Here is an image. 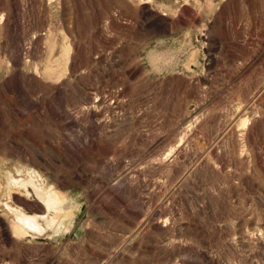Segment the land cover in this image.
<instances>
[{
	"label": "rangeland",
	"instance_id": "rangeland-1",
	"mask_svg": "<svg viewBox=\"0 0 264 264\" xmlns=\"http://www.w3.org/2000/svg\"><path fill=\"white\" fill-rule=\"evenodd\" d=\"M0 264H264V0H0Z\"/></svg>",
	"mask_w": 264,
	"mask_h": 264
},
{
	"label": "water",
	"instance_id": "water-1",
	"mask_svg": "<svg viewBox=\"0 0 264 264\" xmlns=\"http://www.w3.org/2000/svg\"><path fill=\"white\" fill-rule=\"evenodd\" d=\"M27 218V217H26ZM28 218H32V219H34L35 221H34V223L36 222V219L34 218V217H28ZM30 226V225H29ZM35 226V225H34Z\"/></svg>",
	"mask_w": 264,
	"mask_h": 264
},
{
	"label": "bare ground",
	"instance_id": "bare-ground-1",
	"mask_svg": "<svg viewBox=\"0 0 264 264\" xmlns=\"http://www.w3.org/2000/svg\"><path fill=\"white\" fill-rule=\"evenodd\" d=\"M26 219H27V218H26ZM31 222H32L31 220H29V221L27 220V221H26V223H28V224H30Z\"/></svg>",
	"mask_w": 264,
	"mask_h": 264
}]
</instances>
